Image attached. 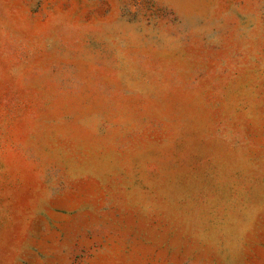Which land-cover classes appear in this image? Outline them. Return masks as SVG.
Instances as JSON below:
<instances>
[{
    "label": "rangeland",
    "instance_id": "obj_1",
    "mask_svg": "<svg viewBox=\"0 0 264 264\" xmlns=\"http://www.w3.org/2000/svg\"><path fill=\"white\" fill-rule=\"evenodd\" d=\"M0 264H264V0H0Z\"/></svg>",
    "mask_w": 264,
    "mask_h": 264
}]
</instances>
